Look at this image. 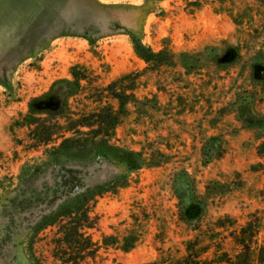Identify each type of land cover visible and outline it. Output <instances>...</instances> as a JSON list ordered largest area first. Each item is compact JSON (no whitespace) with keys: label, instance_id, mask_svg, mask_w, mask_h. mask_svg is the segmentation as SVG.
Instances as JSON below:
<instances>
[{"label":"rangeland","instance_id":"1","mask_svg":"<svg viewBox=\"0 0 264 264\" xmlns=\"http://www.w3.org/2000/svg\"><path fill=\"white\" fill-rule=\"evenodd\" d=\"M70 119L115 124L52 152ZM59 179L139 239L89 264H264V0H0V264H53Z\"/></svg>","mask_w":264,"mask_h":264},{"label":"trees","instance_id":"2","mask_svg":"<svg viewBox=\"0 0 264 264\" xmlns=\"http://www.w3.org/2000/svg\"><path fill=\"white\" fill-rule=\"evenodd\" d=\"M131 39L133 50L139 58L149 62L156 55L149 46L143 45L133 37ZM79 67L80 65H73L70 68V75L76 86L81 88V82L84 81L87 84L88 78L77 71ZM112 85L113 82L109 83L105 87V90L109 91ZM111 96L114 97L112 93H110L109 97H106L107 100L104 107L110 113L109 116H111L112 111V107L108 103L109 98H112ZM88 113L92 115L95 112ZM114 124L110 120L106 123H94L86 119L85 121L80 120L75 122L70 119L64 129L53 133V138L50 139L53 145L50 150L56 153V151L64 148H70L78 143V137L83 136L84 138L89 133H105L106 130L110 131L114 127ZM84 128L87 131H84ZM58 140L60 142L55 145ZM85 141L87 142V139ZM54 155L57 156V154ZM59 180V184L55 185L54 189V195L58 192L59 195L54 196L56 200L53 205L49 206L47 211L40 215L33 226L36 235L46 229L50 230L52 236L49 242L54 253L53 264H89L90 261H94L98 257L102 249L106 250L109 247V244L104 243V239L106 238L111 239L110 245L114 249H120L124 252L129 251L135 246L139 240L137 237H134L126 247H119L120 241L116 235L103 236L102 242L94 241L89 230L95 229L97 226L98 218L93 214V207L100 191H97L96 187L75 189L68 186L66 180ZM188 263L190 262H185V264Z\"/></svg>","mask_w":264,"mask_h":264}]
</instances>
